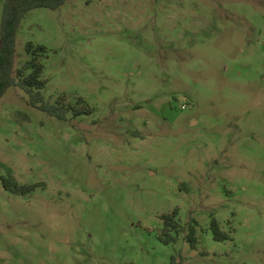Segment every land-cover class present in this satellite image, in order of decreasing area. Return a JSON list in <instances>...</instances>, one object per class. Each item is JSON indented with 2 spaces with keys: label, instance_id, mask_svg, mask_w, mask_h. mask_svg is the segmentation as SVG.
<instances>
[{
  "label": "rangeland",
  "instance_id": "rangeland-1",
  "mask_svg": "<svg viewBox=\"0 0 264 264\" xmlns=\"http://www.w3.org/2000/svg\"><path fill=\"white\" fill-rule=\"evenodd\" d=\"M29 42L46 101L93 111L0 99V264H264V0H69L16 70Z\"/></svg>",
  "mask_w": 264,
  "mask_h": 264
},
{
  "label": "trees",
  "instance_id": "trees-1",
  "mask_svg": "<svg viewBox=\"0 0 264 264\" xmlns=\"http://www.w3.org/2000/svg\"><path fill=\"white\" fill-rule=\"evenodd\" d=\"M68 2L69 0H5L0 39V99L10 88H18L29 97V103L32 106L58 119H66L70 112L76 117L92 113L91 108L66 105L63 102L65 95H62L56 104L46 101L43 90L47 81L42 79L44 65L40 60L46 52L44 46H37L32 42L27 43L28 59L21 68L15 69L17 34L25 15L38 8L58 10ZM3 184L6 190L16 194H25L36 188L33 185H20L12 175L4 179ZM177 215L178 211L176 210L171 215L163 216L166 228L180 229V225L176 222ZM213 227L215 239L222 240L224 235L216 221L213 222ZM186 237L191 246L196 247L195 230L191 229ZM224 238L226 239L228 236H224Z\"/></svg>",
  "mask_w": 264,
  "mask_h": 264
},
{
  "label": "built area",
  "instance_id": "built-area-1",
  "mask_svg": "<svg viewBox=\"0 0 264 264\" xmlns=\"http://www.w3.org/2000/svg\"><path fill=\"white\" fill-rule=\"evenodd\" d=\"M187 105L186 104H184L183 106H182V110H184V109H187Z\"/></svg>",
  "mask_w": 264,
  "mask_h": 264
}]
</instances>
